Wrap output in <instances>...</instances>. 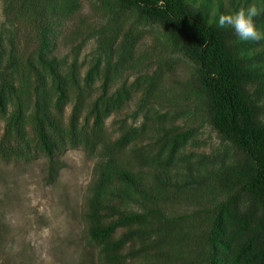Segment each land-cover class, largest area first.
Returning a JSON list of instances; mask_svg holds the SVG:
<instances>
[{"label": "trees", "instance_id": "trees-1", "mask_svg": "<svg viewBox=\"0 0 264 264\" xmlns=\"http://www.w3.org/2000/svg\"><path fill=\"white\" fill-rule=\"evenodd\" d=\"M4 2L0 161L43 157L50 184L68 149L97 157L82 217L98 263L264 264V40L217 26L264 0H91L95 24L75 19L80 0ZM255 19L264 31V13ZM205 123L226 148L192 159L184 150Z\"/></svg>", "mask_w": 264, "mask_h": 264}, {"label": "rangeland", "instance_id": "rangeland-1", "mask_svg": "<svg viewBox=\"0 0 264 264\" xmlns=\"http://www.w3.org/2000/svg\"><path fill=\"white\" fill-rule=\"evenodd\" d=\"M80 6L75 19L87 16L88 23L95 24L100 12L93 8L91 0H80ZM216 7L213 4L210 14L216 15ZM8 17L5 2L0 0V55L8 47L7 38L12 27ZM67 49L64 41L58 40V50L62 55L69 53ZM95 52L96 41L90 37L79 57L82 75L91 65ZM68 59H73L71 53ZM178 72L182 77L187 76L186 67H179ZM100 83V80L96 81V90ZM140 95L141 91L137 92L122 111L112 113L106 119L109 131L115 130L117 116H133ZM146 112V109L141 111L138 124ZM189 116L181 117L178 122L189 124ZM130 117L129 121H132ZM225 145L205 123L196 131L184 152L195 159L203 153L222 150ZM61 159L64 166L50 184L44 180L46 159L43 157L31 161H0V264H99L96 249L87 243L86 224L82 217L97 157L81 148H70ZM192 207V204H185L174 210L186 211Z\"/></svg>", "mask_w": 264, "mask_h": 264}, {"label": "clouds", "instance_id": "clouds-1", "mask_svg": "<svg viewBox=\"0 0 264 264\" xmlns=\"http://www.w3.org/2000/svg\"><path fill=\"white\" fill-rule=\"evenodd\" d=\"M264 13V7L253 3L247 7H239L220 14L217 26L221 29L231 28L241 41H261L264 40V31L257 27L256 19Z\"/></svg>", "mask_w": 264, "mask_h": 264}]
</instances>
